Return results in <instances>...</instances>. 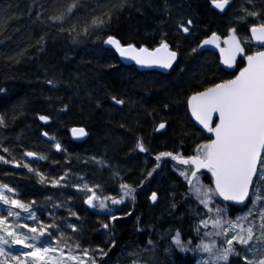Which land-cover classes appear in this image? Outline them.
Returning a JSON list of instances; mask_svg holds the SVG:
<instances>
[{
    "label": "snow or ice",
    "instance_id": "obj_1",
    "mask_svg": "<svg viewBox=\"0 0 264 264\" xmlns=\"http://www.w3.org/2000/svg\"><path fill=\"white\" fill-rule=\"evenodd\" d=\"M231 3L232 0H211V4L221 12L226 11ZM258 3L260 7H257ZM128 6L129 0H106L95 8L83 4V0H68L47 19L61 25L72 21L68 28L61 27L60 31L69 33L76 40L103 32L113 18ZM81 7L85 11L78 15ZM164 8L166 11L170 8L168 0H165ZM41 11L36 12L38 18ZM238 11L239 15L234 17L235 23L227 29L226 35L213 31L190 49V53H196L205 45H215L219 48L221 61L229 68L236 65L238 56L246 60L230 79H220L202 90L192 91L186 97V108L191 117L202 126V130L211 133L212 138L195 144L190 155H184L182 151L157 152L154 154L156 163L146 171V178L152 177L163 163H167L165 158H170L173 169L183 178L186 191L182 196L185 200H193L196 205L190 208L197 217L192 229L195 238L189 236L184 240L181 231L175 229L170 236L171 247L196 253L201 257L197 264H232L233 258L239 259L241 264H264V0H244ZM237 25H242L247 34L241 35ZM194 26L191 17L186 20L181 17L176 21L177 32L183 34L191 35ZM164 35L166 33H162ZM42 41L43 37L37 43ZM253 42L255 48L247 50ZM103 43L112 46L120 58L133 60L141 66L170 69L180 54L179 45L173 49L164 38L149 47L108 34ZM7 59L18 62V56ZM3 91L5 89L0 88V92ZM111 100L117 105L125 104L123 98L118 99L115 95L111 96ZM164 108L167 109L168 105L165 104ZM7 119L6 114H0V127L7 126ZM39 119L48 121L51 118L41 115ZM165 127L166 121H161L155 130ZM71 131L73 136L87 135L84 127H73ZM43 136L47 137L49 133L44 132ZM51 139L55 141V137ZM53 147L67 151L59 141H55ZM0 148L9 153V148L2 143ZM135 148L146 155L150 151L143 137H137ZM23 156L48 159L43 153L28 150L22 154V159ZM0 161L21 165L20 160L7 159L4 155H0ZM99 162L105 163L102 160ZM22 166L30 173L34 172L42 184L63 187V182L69 179V169H65L59 177L49 178L26 160ZM201 170L210 173V183H204ZM115 175L120 174L116 172ZM71 187L85 193V204L100 210L110 211L126 198L133 201L136 198V187L126 182L120 183L118 196L104 195L99 184L89 185L87 180L74 183ZM20 195L17 187L0 181V264H108L104 257L116 245V240H111L108 251L99 245L95 248L82 247L77 236L82 233L83 221L79 213L68 205L72 197H67L65 202L46 197L51 206L45 214L34 197L26 201ZM172 195L174 197L175 193ZM150 200L158 202L156 191L151 193ZM171 207H176L174 200ZM61 208H67L66 217L56 214ZM230 212L237 214L230 216ZM70 218H75L76 222ZM116 219V215H109L110 221ZM101 226L105 230L110 227L108 222H103ZM193 239L197 242L193 243ZM155 249L156 242L149 238L145 246H138L129 253L133 257L129 264H151L152 258L144 259L143 253L154 252ZM168 250L165 249L166 252Z\"/></svg>",
    "mask_w": 264,
    "mask_h": 264
},
{
    "label": "trees",
    "instance_id": "obj_2",
    "mask_svg": "<svg viewBox=\"0 0 264 264\" xmlns=\"http://www.w3.org/2000/svg\"><path fill=\"white\" fill-rule=\"evenodd\" d=\"M171 1L168 0V4ZM176 1L205 28L203 36L196 39L197 43L212 31L222 29V17L227 9L219 14L211 8L209 0ZM67 2L0 0V88L5 89L0 92V114H6L8 118L7 126L0 130V134L6 136L7 141L18 139V143L13 144V150L17 148L19 151L18 160L22 163L32 161L26 156L22 159V154L25 150L31 151L38 142L49 139V136H43L44 132L56 135L63 149L67 150L54 148L50 151L49 162L58 166L70 164L75 156L86 151L100 149L98 142L115 133L121 138L122 146L113 156L121 160L130 159L138 151L131 149L137 137H143L152 162H155L153 153L163 149L179 147L185 151L184 155H190L186 149L195 126L187 116L185 99L191 90H200V85L184 78L177 85L178 81L174 83L180 79L178 75L172 77V74L155 71L150 73H155L160 80L143 85L142 76L147 72L140 73L121 64L113 50L103 43V38L112 34L122 41H137L138 46H155L162 39L161 31L169 19V9L164 8L165 0H129V6L113 18L107 29L76 40L69 33L60 31L61 27L68 28L72 21L61 25L47 19ZM105 2L83 0V4L90 8ZM37 11H41L39 18ZM84 11L81 7L77 14L82 15ZM41 37L43 41L38 44ZM9 56H18V62L7 59ZM49 80L53 83L49 84ZM113 95L123 98L125 104H115L111 100ZM41 115L51 119L41 123ZM161 118L166 121V133L156 130L153 133V124ZM72 126L86 129L84 141L71 139L69 129ZM151 169L149 164L146 168L136 165L126 172L123 182L137 188L141 181H148L146 171ZM205 179L210 182L207 173ZM111 195L118 196L120 191ZM130 200L131 205L122 202L101 215L110 225L107 245L104 244L103 248L108 251L113 238L117 242L104 257L108 264L117 257L120 244L134 238L137 242L145 239L142 230L146 231L147 227L137 213L141 204L136 203V198ZM91 208L87 211L96 219ZM109 215H116L117 219L110 221ZM181 233L183 239L194 237L191 229L187 233L181 230ZM183 254L184 257L176 255L173 263H191L189 253Z\"/></svg>",
    "mask_w": 264,
    "mask_h": 264
},
{
    "label": "rangeland",
    "instance_id": "obj_3",
    "mask_svg": "<svg viewBox=\"0 0 264 264\" xmlns=\"http://www.w3.org/2000/svg\"><path fill=\"white\" fill-rule=\"evenodd\" d=\"M243 2L244 0H232L231 6L227 8V11L222 17V29L216 31L219 35H226L227 29L231 27L233 23H235L234 17L239 15L238 10ZM209 4H211V0H209ZM169 5L170 19H168L167 24L161 31L162 33H166V35H161V37L167 39L170 44L176 47V49L177 45H179L178 50L180 54L173 67L166 74H172V77L177 75L180 77V79H177L174 84H176L178 81V85L179 81L184 78L185 80L199 84L200 90L213 81V79H210L212 77H214L215 80L224 79L225 74L218 67V59L215 53L211 51L202 53L197 51L196 53H190V49L197 46L196 39L200 36H203L205 28H203V26L198 23L194 16L186 8H183L181 3L178 1L172 0ZM260 6L261 5L258 3L257 7ZM181 17H183L185 20L191 17L194 20L195 26L191 29V35L177 32L176 21ZM237 28L241 35L247 34L242 25H237ZM254 48L255 47L253 46V43H250L247 50H253ZM196 60L197 62L201 60V64L198 67L197 63L195 62ZM232 74L233 73L228 75V77ZM228 77L225 79H228ZM152 79H158V81L160 80L155 73L147 72L142 76L141 84L144 85L148 84L149 82L151 83L153 82ZM192 91L193 90H191L187 95L191 94ZM161 121H163L162 118L160 121H157L153 124V133L156 132L155 126ZM2 129L3 127H0V130ZM165 129H163V131L166 133ZM5 137L6 136L0 134V143H2L4 147L9 148V153L3 152V149L0 148V155H4L7 159L15 158L18 160L16 156H18L17 154L19 151L17 148L13 150V144H17L18 139L12 140V142L11 140L7 141L8 138ZM52 137H55V141L60 142V139L56 135H52L50 133L49 139L44 142H38L36 147L31 151L43 153L49 158L50 151L54 149L53 144L55 143V141L51 139ZM189 138L190 141L188 142L190 143L188 144L194 149L195 144L199 143L202 139H210V136L194 128V132L189 136ZM136 139H134V143L132 144V151L135 148ZM109 145L111 146L109 147ZM98 146L100 149H91L86 151L85 154L75 156L74 160L70 162V164L64 166H58L52 162L50 163L49 159L40 160L35 158L29 162L33 168L39 169L40 172L45 173V176L49 178L53 176L59 177L64 173L65 169H69V179L63 182L65 184L63 187H53L51 184L40 183L39 177L34 172L30 173L27 168H24L22 166V162L20 166H17L15 164H7L0 161V181L9 183L12 187H17L20 190L21 199L27 201L34 197L38 201L40 210L45 214L47 213L48 208L51 206L50 203L46 201V197L50 196L53 198V201L60 200L61 202L67 201V197L69 196L72 197V200L68 201V205L74 211L79 213V216L83 221L82 233L77 236L81 246L95 248L97 245H99L103 248L104 244L107 245L106 239L109 237V229L105 230L101 226L103 222H107L106 219L101 216L105 210L91 208L94 216L97 217L96 219H93V217L88 213L84 204L85 193L81 190L71 187V185L74 183H83L84 180H87L89 185L99 184L101 186L102 193L104 195H109L120 191L119 185L125 179L123 177L126 175V172L130 171L136 165L146 168L151 159L149 155L141 153L139 150L136 151L137 153L134 152L135 154L133 153V156L126 162H123L119 158H115V152H117V150L119 151L122 146L121 138L117 135V133L114 135L108 134L106 139L98 142ZM111 147H113V149ZM149 154L151 155V153ZM92 157H97L98 159L93 160ZM100 160L104 161L105 163L101 164L99 162ZM116 172H118L120 175L116 176ZM177 176L180 177L178 173ZM81 177H83V179H81ZM202 179L204 183H210L205 179V174L202 175ZM179 181L182 184H185L182 177H180ZM178 182L176 183L173 179L168 177V171L157 174L153 180L143 182V186L140 188L139 197L137 200L142 206L140 215L142 214L141 219H143L147 230L149 229L148 232L150 233L151 231L155 233L156 237H151L149 235L150 237L146 236L142 243H131L123 247L122 250L118 251V255L112 264H129L130 260L133 259L129 253L134 251L138 246H145L149 238L156 242V249L154 252L143 253V258L149 259L151 257V264H168L169 260L171 263H173L170 257L174 252H176L175 250L179 249L171 247L170 236L174 234L175 229H178L179 226H183V224L188 219L193 223V225L197 219L193 211L190 210V208H195L196 206L194 201L191 199L185 200L183 198L182 193H184L186 190H183L182 185L181 188ZM179 187L181 189H179ZM153 191L158 193V202H152L150 200V196ZM173 193H175L174 197L172 195ZM173 200L176 203L175 208L171 207ZM200 211L202 212L203 208H201ZM56 214L60 217H66L68 215L67 208L58 209ZM236 214L237 213L234 212L233 214L229 215L235 216ZM70 219L72 222H76L75 218ZM170 229L172 231H169ZM181 230L182 229H180V231ZM193 234L195 236L194 232ZM195 242H197L196 239L193 243ZM165 249L169 250L166 252ZM187 252L189 253L192 260L190 264H197V261L201 257L191 251ZM166 258L168 259L166 260ZM232 264H241V261L237 258H233Z\"/></svg>",
    "mask_w": 264,
    "mask_h": 264
},
{
    "label": "bare ground",
    "instance_id": "obj_4",
    "mask_svg": "<svg viewBox=\"0 0 264 264\" xmlns=\"http://www.w3.org/2000/svg\"><path fill=\"white\" fill-rule=\"evenodd\" d=\"M211 8L213 9V7H212V4H211ZM214 10V9H213ZM216 11V10H215ZM217 12V11H216ZM218 13V12H217ZM220 14V13H219ZM222 14V13H221ZM201 41V40H200ZM200 41L197 43V45L200 43ZM108 48H110L111 50H113L110 46H108V45H106ZM198 52H207V51H211V52H213V53H215L216 54V57H217V59H218V67L220 68V70L225 74V78L226 77H228V75H230V72H227L226 70H224L221 66H220V64H219V56H218V54L215 52V51H213V50H209V49H207V50H202V51H200L199 49L197 50ZM113 52L115 53V55H116V57H117V59L120 61V63L121 64H123V65H125V66H129V67H131L133 70H135V71H137V72H140V73H142V72H150V70H140V69H138L137 68V66H136V64L135 63H130V64H124L120 59H119V57H118V55L116 54V52L113 50ZM243 62V59H241L240 57L238 58V60H237V62ZM196 63H197V67L201 64V60H199L198 62H197V60L195 61ZM195 71H197V70H195ZM158 73H161V72H158ZM224 78V79H225ZM210 79H213V81H211V83H209V84H207L206 86H204V87H207L208 85H210V84H212V83H217V82H219V80L220 79H216L215 80V78L214 77H212V78H210ZM191 80H193V79H191ZM152 81L153 82H151V83H155V80L154 79H152ZM201 83V82H200ZM185 108H186V103H185ZM186 112H187V110H186ZM187 116H188V114H187ZM40 117V116H39ZM189 117V116H188ZM190 119V118H189ZM40 120V119H39ZM40 122L41 123H46L47 121H45V122H42V120H40ZM73 127H75V126H72L70 129H69V134H70V137H71V139L73 140V141H76V140H74L73 138H72V136H71V133H70V130L73 128ZM80 127H82V126H80ZM86 130V129H85ZM156 131H158V132H162L163 131V129H159V130H156ZM87 132V131H86ZM156 133V132H155ZM86 137H87V135H86ZM210 138H212V136H210ZM86 139V138H85ZM85 139H83V140H78L77 142H81V141H84ZM190 143V142H189ZM135 150H136V148H135ZM137 150H139V149H137ZM161 151H173V152H176V151H182L183 153L185 152V151H183V150H181V149H179V147L177 148V149H174V150H166V149H163V150H161ZM186 151L187 152H190V153H192V151H193V147H190V145L188 144L187 145V149H186ZM157 152H160V151H155L153 154H155V153H157ZM131 155V154H130ZM133 156V155H132ZM31 159H35L34 157H31ZM165 160L167 161V163H163L162 164V167L160 168V169H158L157 170V172H155L154 174H153V176L152 177H148V180H153V179H155V176L157 175V174H161V173H163L164 171L166 172V171H168V177L170 178V179H173L174 180V182H178L179 181V179H180V177H178L177 176V172L173 169V167H172V161H171V159L170 158H165ZM122 161L123 162H126L127 161V158H123L122 159ZM156 163V161L155 162H152V161H149V167L150 168H152L153 167V165ZM208 174L209 176H210V173H208L207 172V170L204 172V174ZM208 182V181H207ZM180 185H182V187H183V190H186V185L185 184H182L180 181L178 182ZM143 186V183H139V185H138V187L136 188V193H135V197H136V203H138V197H139V191H140V188ZM123 203L124 204H128V205H131V200H130V198H126L124 201H123ZM85 204V203H84ZM85 206H86V208L87 209H89L90 208V206H87V204H85ZM141 208H142V206L140 207V209H139V211L137 212L138 213V216H139V219H141L142 218V214L140 215V212H141ZM183 227V228H182ZM179 230L180 229H182V230H184V232L185 233H187V231L188 230H192L193 229V223L188 219L184 224H183V226H179V228H178ZM149 230V229H148ZM148 230H146V231H144V230H142V232H144V234H145V238H146V236H151V237H156L155 236V233H153V232H151L150 231V233L148 232ZM136 231H141V230H136ZM151 233H153V234H151ZM192 235H194L193 234V230H192ZM149 236V237H150ZM195 237V236H194ZM188 238H186V239H184V240H187ZM135 240V238L133 239V240H131V241H129V242H126V243H123V244H120L119 245V247H118V249H120V250H122L123 249V247H125V246H127V245H129V244H131V243H136L137 241H134ZM134 241V242H133ZM144 241V240H143ZM140 243H142V242H140ZM119 250V251H120ZM176 252H174L173 254H172V256L170 257L171 258V260L173 261V258L176 256V255H180L181 257H184V254H183V252L181 251L180 252V250H175ZM118 255V254H117ZM168 258H166V260H167ZM113 261L114 260H112L111 262H110V264H112L113 263ZM169 264H172L171 262H170V260H169ZM173 264H176V263H173ZM177 264H180V263H177ZM184 264H187V263H184ZM188 264H190V263H188Z\"/></svg>",
    "mask_w": 264,
    "mask_h": 264
},
{
    "label": "water",
    "instance_id": "obj_5",
    "mask_svg": "<svg viewBox=\"0 0 264 264\" xmlns=\"http://www.w3.org/2000/svg\"><path fill=\"white\" fill-rule=\"evenodd\" d=\"M212 7H213V9L214 10H216L218 13H223V12H221L219 9H216L213 5H212ZM228 8V7H227ZM225 12V11H224ZM211 35V34H210ZM209 35V36H210ZM204 39V38H203ZM202 39V40H203ZM254 43V42H253ZM222 45H223V43H221ZM255 44V43H254ZM109 46V45H108ZM113 50H114V48L112 47V46H110ZM207 49H209V50H213V51H215V52H217V54H218V56H219V64H220V66L224 69V70H226L227 72H229V71H232V70H234L235 69V65H233V67L232 68H229L227 65H224L223 64V62L221 61V59H220V52H219V48H217L215 45H205V46H203V48H201V49H199L200 51H202V50H207ZM115 51V50H114ZM117 55H118V53H116ZM118 57H119V55H118ZM238 58H239V56L237 57V60H238ZM119 59L124 63V64H130V63H135V61H133V60H130V59H122V58H120L119 57ZM244 62L246 63V60H244ZM175 63V62H174ZM173 63V64H174ZM136 64V63H135ZM136 66H137V68L138 69H140V70H157V71H159V72H162V73H165V72H167L169 69L168 68H164V67H161V66H141V65H138V64H136ZM239 72V71H238ZM187 109V108H186ZM187 113H188V116H189V118H190V120H191V122L193 123V125L198 129V130H200V131H203V132H206V133H208L207 132V130H202V126L201 125H199L198 124V122H196L195 121V119L194 118H192L191 117V115H190V112L187 110ZM214 119H216L217 117H216V114H214V117H213ZM42 122H45V121H42ZM75 127H80V126H75ZM72 130V129H71ZM70 130V133H71V136H72V138L74 139V140H76V141H78V140H83V139H85L86 138V135L85 136H73V134H72V131ZM208 134H210L211 136H212V134L211 133H208ZM88 206V205H87Z\"/></svg>",
    "mask_w": 264,
    "mask_h": 264
}]
</instances>
